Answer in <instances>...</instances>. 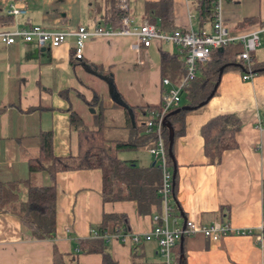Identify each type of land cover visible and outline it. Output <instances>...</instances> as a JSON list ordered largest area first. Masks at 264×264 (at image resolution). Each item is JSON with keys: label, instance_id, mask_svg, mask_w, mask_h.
Masks as SVG:
<instances>
[{"label": "crops", "instance_id": "obj_1", "mask_svg": "<svg viewBox=\"0 0 264 264\" xmlns=\"http://www.w3.org/2000/svg\"><path fill=\"white\" fill-rule=\"evenodd\" d=\"M159 1H126L130 26H142L146 3ZM14 4H25L26 12L13 15L14 22L1 25L0 31L40 25L69 35L59 47L46 49L36 42L5 44L0 40V182L50 183L45 172L31 174L29 162L40 155L42 136L47 132L52 134L55 155L77 152L72 111L88 128L97 127L96 114L102 112L105 132L114 143L137 145L120 150L121 159L141 167L156 164L144 111L158 107L169 88L163 83L167 77L162 52L176 54L183 62L184 51L157 40L147 47L134 35L116 32L87 41L84 58L77 60L72 33L80 26H105L104 9L96 0H2L0 12L8 13ZM223 15L231 34L262 27L264 0H223ZM173 17L174 28L199 30L197 0H173ZM204 29L211 31L212 24ZM263 35L254 53L261 62ZM235 67L221 75L217 94L206 105L188 111L184 123L178 124L183 132L174 144L177 174L170 225L182 226L185 218L206 225L220 221L233 231L217 241L201 233L185 236L186 264H264V73L243 80L245 69ZM179 81L170 80L172 85ZM184 95L183 105L191 104L189 91ZM220 114L238 117L242 127L236 134L238 146L224 151L219 163L210 164L201 127ZM109 132L116 134L112 137ZM55 183V238H25L18 216L0 212V264H104L103 254L78 246L79 240L93 238L92 228L101 223L104 212L125 214L129 220L125 236L113 233L105 245L113 261L110 264H166L158 243L144 239L157 223L154 216L163 213V202L162 212L151 214H141L136 201L104 202L99 169L60 172ZM134 235L140 240L135 241Z\"/></svg>", "mask_w": 264, "mask_h": 264}, {"label": "trees", "instance_id": "obj_2", "mask_svg": "<svg viewBox=\"0 0 264 264\" xmlns=\"http://www.w3.org/2000/svg\"><path fill=\"white\" fill-rule=\"evenodd\" d=\"M126 1L129 2V0H96L97 5L103 8L105 12L102 24L113 30L122 29L124 19L128 17L129 13L128 10L123 8ZM216 4L217 0H197L200 21L199 31H203L204 26L208 23L213 25ZM145 16L146 22L155 24L164 32H172L177 29L173 26V0L147 2ZM13 22V15L0 12V26ZM243 50L244 45L242 42L231 43L223 47V50L219 48L212 50L211 60L201 64L198 77L192 83L193 86L190 87V85L186 88L189 91L188 98L192 105L199 104L214 91L215 84L220 82L221 66L227 64L225 72L236 69L234 63L245 64L243 60L238 59ZM182 51L184 50L182 49ZM185 53L184 51V55ZM254 53H252V72L258 75L264 73V62L257 60ZM162 66L164 76L170 80L179 78L180 84L186 73L184 59L181 62L176 54L163 51ZM97 67L102 71V66ZM244 67L247 71L246 64ZM217 92L218 89H216L215 94ZM157 108L149 107L144 112L148 115ZM173 110L166 115V119L173 124L176 137L183 132V128L179 129L178 124L184 123L188 111L182 110L179 113L172 114ZM95 121L97 127L88 128L77 113L71 112V125L77 131V152L67 156L55 155L52 134L50 132L43 134L40 155L29 162V171L31 174L45 172L50 183L37 185L30 179L0 182V212H11L18 216L23 226L25 238L38 240L55 238L57 234V192L55 182L57 174L65 171L99 169L103 175L102 197L104 202L136 201L141 214L162 212V198L159 193L162 174L157 163L149 167H141L134 161L121 159L118 155L120 150L135 148L137 145L120 141L112 145L113 141L105 132L102 112L96 114ZM144 125L146 126V121ZM241 127L242 121L231 114L213 116L201 127L204 153L210 164L219 163L224 151L238 146L236 134ZM165 134L168 148L169 130L167 127H165ZM147 136L154 143V136L150 133ZM169 163L174 167L170 157ZM23 191H25V198H21ZM128 229L129 220L127 215L104 212L101 223L92 228L97 236L93 235L92 239L79 240L78 246L85 252L103 254L104 264H110L113 261L106 252L105 245L108 240H105L104 236L120 232L125 234ZM174 248H176L174 258L177 263L186 264V258L181 259L179 243Z\"/></svg>", "mask_w": 264, "mask_h": 264}, {"label": "built area", "instance_id": "obj_3", "mask_svg": "<svg viewBox=\"0 0 264 264\" xmlns=\"http://www.w3.org/2000/svg\"><path fill=\"white\" fill-rule=\"evenodd\" d=\"M25 4L12 5L8 13L18 15L26 12ZM124 9H128L123 4ZM124 35H134L138 42L149 47L155 40L170 42L183 49L186 73L180 84L172 85L170 80L165 78L163 83L169 86L163 94L162 101L156 110L148 114L146 126L148 133L154 136V145L150 148L155 162L161 170L162 182L159 190L163 202V213L154 216L157 222L155 227L144 234L145 240H155L159 246V252L164 257L166 264H178L173 255V248L180 242L183 235L203 234L205 237L217 241L223 236L231 234L233 231L228 223L214 221L210 225L200 224L195 221L187 220L182 226H171L170 221L174 211V170L169 163V153L166 144L165 125L166 115L173 109L181 106L183 92L198 77L201 64L211 60L212 50L225 47L231 43L242 42L243 52L238 56L245 62L247 71L243 74V80H251L256 73L252 72V53L262 44L261 34L264 32V26L257 27L246 32L231 34L224 25L223 0H217L215 9V19L211 31L177 28L172 32H164L155 24L145 22L140 27H131L129 18L124 19L123 28L113 30L107 26H97L89 29L86 26H80L72 34L76 36L75 58L82 60L84 58L85 46L87 41L92 38L110 35L114 33ZM69 33L47 30L40 25H33L28 28H21L11 31H0V40L5 44H14L18 40L25 43L36 42L41 48L59 47L67 39ZM244 64V65H245ZM185 226V227H184ZM264 228V225H263ZM97 236L96 232H93ZM125 235L122 234V237ZM111 235H105L104 239H110ZM135 241L140 240V236H133Z\"/></svg>", "mask_w": 264, "mask_h": 264}, {"label": "water", "instance_id": "obj_4", "mask_svg": "<svg viewBox=\"0 0 264 264\" xmlns=\"http://www.w3.org/2000/svg\"><path fill=\"white\" fill-rule=\"evenodd\" d=\"M46 49V48H44ZM220 50H223V47L219 48ZM235 66H240V67H244V65L242 63H234ZM227 67V64L221 66L220 68V76L224 73L225 68ZM219 83L215 84V89L214 91L203 101H201L199 104L196 105H192V104H185V105H181L178 108L174 109L171 113L172 114H176L179 113L182 110L185 111H191V110H195L198 109L204 105H206L208 103V101L214 96L215 91L218 87ZM165 127L168 128L169 130V136H168V141H169V145H168V153H169V157L171 158V160L173 161V165H174V183H175V177L177 174V163H176V158H175V154H174V144H175V128L173 126V124L168 121L167 119L164 122ZM187 223V219L185 218V222L184 225ZM185 227V226H184ZM184 240H185V235H183L180 239V248H181V259L185 258V253H184Z\"/></svg>", "mask_w": 264, "mask_h": 264}, {"label": "rangeland", "instance_id": "obj_5", "mask_svg": "<svg viewBox=\"0 0 264 264\" xmlns=\"http://www.w3.org/2000/svg\"><path fill=\"white\" fill-rule=\"evenodd\" d=\"M264 33H262L261 35H263ZM264 36V35H263ZM261 41H262V39H261ZM262 51L264 52V46H263V48H262ZM187 101V96L186 95H184L183 97H182V105H183V103L184 102H186ZM92 129L93 128H95V126H92L91 127ZM115 132H109V135H111L112 137L113 136H115ZM113 144L112 145H115V143L114 142H112ZM128 154V153H127ZM124 157H128V156H124ZM21 198H25V191H23L22 193H21Z\"/></svg>", "mask_w": 264, "mask_h": 264}]
</instances>
